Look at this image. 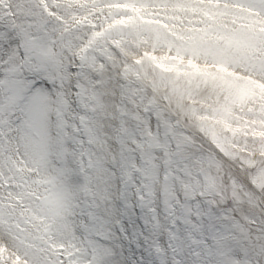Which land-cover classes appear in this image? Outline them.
<instances>
[{
  "label": "rangeland",
  "instance_id": "1",
  "mask_svg": "<svg viewBox=\"0 0 264 264\" xmlns=\"http://www.w3.org/2000/svg\"><path fill=\"white\" fill-rule=\"evenodd\" d=\"M12 10L14 11V18L10 19L8 14L3 10L5 0H1V8H0V17L2 19H7L8 23L5 24V34L3 35L4 41L3 44L0 46V65L4 66V62L7 59V55H3L2 48L4 51H15L16 49V42L20 36L14 38L11 34L12 29L17 30V26H14L13 21L20 22L23 20L19 18L16 10H15V2L14 0H6ZM27 2L30 0H26ZM40 0H38L39 2ZM50 8L53 5H63L68 7L70 10L66 12L65 16H68L71 13V8L76 7L77 10L80 12L79 14H75L76 16L82 17L85 14H90V9L85 8L83 11L81 8L78 7L77 4L81 2V0H44ZM97 0L91 1L90 4L96 2ZM218 1H228L232 3H241L242 5H247L251 8L257 9L261 11L264 15V0H218ZM132 2L133 5L128 7L132 9H138L141 13H144L143 7H141L137 0H129ZM137 2V3H136ZM84 3L87 4L86 6L90 5L84 0ZM31 6V3H28ZM65 4V5H64ZM167 5L171 6V2H147L145 3L146 8L151 5ZM34 7V11L38 12V14H34L31 11V15L24 17L30 23L35 22V20L39 23L43 17L41 12L40 4L32 5ZM186 4L185 2H178L173 7V14L179 15L182 17L180 22H177L172 16H157V18H162L163 20L167 21L168 23L179 27V26H191L193 29L194 27H198V29L202 30L201 33H196L195 29L192 32L185 33V34H176V38L172 39L171 35L176 32L173 31L172 34H168L166 31L164 32V37L157 39V45L155 44L154 39H150V43H146V46L149 47L151 50H155L158 52L165 51L164 49L171 48L169 50L172 54H177L180 56H186L195 60H199L201 62H217L228 66L230 68L243 71L251 76H256L262 80H264V35H260L257 33V30L260 27L264 28V24H261L260 21L255 19L254 21L249 20L246 16H237L236 14H229L227 12H222L219 9L210 8V9H202L196 8L193 6L192 8H188L191 10V14L188 15L186 13ZM57 14L60 12L56 11ZM74 14V13H72ZM38 15V16H36ZM132 16V15H130ZM153 16V15H152ZM146 17V16H145ZM210 18V19H207ZM221 19L223 23L225 22L224 26L228 30H217V19ZM60 19V18H59ZM207 19V21H206ZM56 27L53 29H49V23L44 25L41 29L40 26H32L33 29H29L30 26L25 30L26 33L32 34L35 38L41 37L46 38L49 37L47 47L49 46V53L53 51V44L54 40L57 41L54 37L55 34L58 35L60 32L59 30L65 24H69V20L67 18L62 19L61 23L59 20H56ZM245 23L248 24L247 27L241 28L240 24ZM137 24V23H136ZM205 24V27H204ZM234 24V25H233ZM84 27H89L90 22L88 24H83ZM46 28V29H45ZM258 28V29H257ZM47 30V35H43L42 30ZM83 29V28H82ZM208 29V32L205 30ZM246 32L247 34H241V36L237 40H231L228 34L236 33V32ZM81 34V29L79 30ZM179 35V36H178ZM81 36V35H80ZM10 41L8 42V38ZM79 37V36H77ZM146 38V37H145ZM171 38V39H169ZM11 39H13L11 41ZM27 41L28 38L24 37ZM69 39H76L69 38ZM141 39V38H140ZM139 39V40H140ZM137 40V41H139ZM203 43H210L212 40L219 41L222 44V53L221 56L217 48L215 47H208L206 48L207 53H205V46H199L197 43L202 41ZM130 41V39H129ZM187 41L189 44L185 43ZM133 42V44H138V42ZM144 42V41H141ZM139 42V43H141ZM69 44V42H68ZM187 44V45H185ZM132 54H137V51L133 50V47H128ZM166 54V53H165ZM229 56V57H226ZM18 57L15 59V68L18 70L19 73V60ZM30 57V56H29ZM252 57L255 61L250 60ZM232 58V59H231ZM64 57L61 59L62 64L65 63ZM68 60V59H67ZM219 60V61H217ZM4 61V62H3ZM163 63L162 69L160 70L163 74V77L170 76V78L176 80L180 79L183 80L186 85H182L181 92L179 93L176 89L173 88L171 90L170 85L164 82L163 79L158 81L156 86L150 87L155 92H158L160 87L166 88V93L164 96H160L162 100L158 99L157 102V112L161 113L162 115V122L164 123V135L173 134L171 121L168 118V114H181L182 116V123H183V130L178 133L179 140L182 143V148H191L195 145V151L198 157L196 160L188 161L183 158V162L181 163V169L184 171L185 177L184 182L185 186L189 193V199L192 205L198 206L197 201H195V194L199 189V182L198 177L201 173L196 174V171L201 169L203 165V160L206 154L211 159L213 171H211L208 176V190L211 189V200L221 202L218 203L217 209L215 211L212 210L214 215V224L216 227V237L221 239V252L224 256V264H237L236 263V254L238 250H246L247 252V263L246 264H264V229H256L252 227L251 221H255L258 219V213L260 209L257 207V203H261V208L264 207V161L255 160L253 157H249L245 154L242 155L241 152L236 151L235 148H239L242 152L244 150L250 151L254 153V151H264V107H256L255 101L259 99H264V92H261L260 89H256L250 85L241 83L234 78H222L220 76H213L206 72H202L199 70L194 71H187L185 68L181 69L175 64H168L164 61H159ZM158 62V63H159ZM151 63L148 62L147 65L149 66ZM2 71V70H1ZM42 69H35L34 77L28 79V82L23 90V93L28 91L29 86L33 83V79L37 76V74L42 73ZM48 73L46 74L49 77H53L51 74V68L47 66ZM146 79V78H145ZM185 79V80H184ZM195 79H199L202 81H197ZM205 81V82H203ZM85 82V81H84ZM86 83V82H85ZM196 83L202 84H212L216 87L215 91L210 92V94H197L195 92L189 93L187 90L192 89ZM91 84V83H90ZM67 86H68V78H67ZM92 88V84H91ZM86 90V89H85ZM90 90V87H89ZM205 91H209L205 89ZM181 94V95H179ZM165 100V101H163ZM195 101L197 103L196 107L190 108L187 105V102ZM93 101V100H92ZM92 101L89 99H85L84 108L86 114L92 113L95 115V110L92 108ZM6 102V95L4 89L0 86V113L3 111V114L6 112L1 110L2 104ZM264 103V101H263ZM15 104L14 101H11L10 106ZM21 104V103H20ZM254 104V105H253ZM255 106V109L251 114L245 115V117H239L237 115L236 106L240 108H244L246 106ZM143 105H141L142 107ZM207 109V110H206ZM143 110V107L139 109ZM24 111L23 105L16 106L11 113V118L9 120L10 124V132L15 135V142L21 137H24L25 131L22 130L20 126V120L17 118L19 114ZM139 116V114H138ZM141 117V115H140ZM2 115V119H3ZM94 118V117H93ZM91 120L87 121H92ZM175 118V117H174ZM1 119V122H2ZM96 119H99V116L95 117V119L91 122L94 123ZM145 121L141 122L142 125L148 124L149 132H150V119L145 118ZM6 122V121H5ZM4 122V123H5ZM3 123V124H4ZM26 127V126H25ZM0 128L2 126L0 125ZM143 130L146 128L140 127ZM87 135L88 139L91 141L94 140V148H91L92 159L89 156L88 166L90 168L89 175L91 177V195L97 190L98 183L100 181V171L98 168L99 162H103V168L108 169L106 167V160L109 157V150L108 152H104L102 146L98 144V140H102L100 135V128L96 131L90 130L88 127ZM149 132H145L149 133ZM144 133V132H143ZM91 137V139H90ZM3 138V136L1 137ZM104 139V138H103ZM156 140V146L151 147V149L146 150V156L149 159V166L156 171L154 176H152V181L154 182L153 187L151 189L150 198L147 201L148 208L151 206H156V185L158 179V171H159V164L157 159L159 158L158 148L161 146L158 137L154 138ZM109 144V142H108ZM109 147V145H107ZM107 147V148H108ZM187 153L183 157H187ZM247 156V157H246ZM48 158V156H47ZM235 167H238L240 171L243 173L245 172L246 168H249L253 175L246 173L245 178L250 182L251 188L253 190L259 188L260 192L262 193V199L257 197L254 199L253 197L245 198L240 193L239 183L238 180L244 177L243 175H239L240 178H236L237 174L229 173L230 170H235ZM227 169L229 171H227ZM248 169V170H249ZM101 170V168H100ZM35 171V170H34ZM37 174H40V170L36 169L35 171ZM228 172V173H227ZM234 172V171H233ZM237 172V171H235ZM227 174V175H226ZM239 174V173H238ZM37 176V175H36ZM40 176V175H39ZM37 176V177H39ZM243 176V177H242ZM176 177L175 174H172L171 178ZM221 177H223L222 181L224 184L221 186L219 183ZM113 179V177H112ZM237 180V181H236ZM196 184L198 186L196 187ZM39 192L36 193V198H39V204H35L37 206H32L31 210H39L38 220L36 224L41 225L43 228L42 230H37L35 227L33 230L30 228V222L26 219L25 223H20L19 219L16 222V225L12 223V219L6 222L4 219H0V236L7 241V247H3L0 244V264H89V257L88 251L81 252L79 248L80 240L76 237V241H72L69 239L67 242L58 240L59 226L63 223L67 222L61 230H65L69 237L72 234V226L69 219L70 213V205L69 201L65 200L64 204L61 209L57 207V186L56 184L49 178L45 180V185L42 186ZM250 187V185H249ZM225 188H227L225 190ZM224 189V190H223ZM110 195H114L113 190L108 192ZM169 195L171 196L170 201L172 202L173 199H177L175 196V191L173 188V184L169 186ZM219 195L223 198V201L218 199L216 196ZM51 198H53V206L50 207L46 205ZM256 198V196H255ZM47 200L46 204L43 202ZM102 199V197H100ZM106 200V199H105ZM113 203V198L110 200ZM65 205V206H64ZM93 209L98 206L97 198L96 202H94V198L92 199ZM197 206H195L194 211L196 210ZM209 207L205 208L208 211ZM90 208V212L96 217V212ZM262 210V209H261ZM157 212V209H151L149 212L153 216V212ZM230 212L233 214V221L231 224H226V219L228 220ZM264 212V208H263ZM175 212H172L170 216H174ZM231 217V215H230ZM151 218V217H150ZM116 217L110 219L109 229L116 236L113 229V223ZM261 222H264V215L261 217ZM58 223V226L55 224ZM100 224V223H99ZM161 224V223H160ZM158 224L154 225V229L156 227L159 229ZM162 225V224H161ZM224 225L226 227V231H220V226ZM164 226V225H162ZM169 226V225H167ZM99 227V226H98ZM104 227V228H103ZM100 227L99 230L101 232L95 231V233H102L109 237L110 233L109 230L106 229L105 226ZM197 231V237L195 236L194 240L200 243V247H198L193 257L198 258V260L202 257L203 247L206 243L203 242L201 239V235H203L200 226H193ZM264 228V227H263ZM26 229H31V231L37 235H39L36 240H32L31 238L27 237L24 232ZM155 236L154 239L157 241L160 240L159 235L160 232ZM170 229V227H169ZM172 232V231H171ZM63 238L65 237L62 234ZM73 237V234H72ZM77 243V244H76ZM229 243V244H226ZM226 244V245H225ZM118 240L117 236L113 238L110 242L108 247H100L98 246V253H101L102 250H109L111 254H115L118 257L120 263L123 261V254L118 253L116 248L118 247ZM179 250V249H178ZM180 251V255H178L179 260L183 259V254ZM225 253V254H224ZM61 255H68L70 258H66L65 261L61 257ZM76 256V257H75ZM255 257L257 262L253 263L252 258ZM126 260H124V264ZM96 264H103L102 262L97 261ZM184 264V263H183Z\"/></svg>",
  "mask_w": 264,
  "mask_h": 264
},
{
  "label": "bare ground",
  "instance_id": "2",
  "mask_svg": "<svg viewBox=\"0 0 264 264\" xmlns=\"http://www.w3.org/2000/svg\"><path fill=\"white\" fill-rule=\"evenodd\" d=\"M15 2V10L19 18H22L23 20H20L18 24V31L17 36L26 37L28 38V45H27V51L32 56L33 63L30 62V69L31 71H35V69H42L43 74H45L46 65H52L54 62H59L60 58H56L54 56V52L49 53V46L47 47V44L49 41V37L46 38H35L32 34H28L25 32V30L29 26H40L42 28L44 25L49 23V29H53L56 27V23L54 19H47L45 16L42 17L41 21L39 23L32 22L30 23L26 19L24 20V17L31 15V11L34 14H38V12L34 11V7L32 5L38 4L37 0H30V2L26 0H14ZM28 3H31V6H29ZM173 3V2H172ZM176 5V4H175ZM58 11L60 12V15L65 16L66 12H69L70 10L68 7H65L63 5L55 4L52 6V12ZM56 13V12H55ZM222 13V12H221ZM224 13V12H223ZM43 14V13H42ZM44 15V14H43ZM71 13H69L68 16H70ZM172 15V13H171ZM38 16V15H36ZM62 16V17H63ZM170 16V15H168ZM179 19V18H177ZM251 20V19H250ZM7 22V20L0 18V37L2 35L1 31L5 32V26L2 25V22ZM216 26L220 29L224 28L223 21L219 18L217 19ZM112 26V25H111ZM205 27V25H204ZM111 29H115L111 32L112 35L120 34V32L128 33V37L130 39L131 36L135 35V41H137L138 37L146 36V41L148 42L149 39H154L156 37L163 38L164 32L153 27V26H146L143 27L142 24L138 23V26H132V24L128 23L127 21H124L123 23L119 24L117 28H114L113 26ZM79 33L77 32L75 35H71L70 38L76 39H68V49H71L72 47L76 46V44L80 41ZM43 35H47V30L44 31ZM16 36V34H15ZM126 37V36H121ZM4 52V51H3ZM92 54V55H91ZM91 54H87L86 59L89 63H93V52ZM62 58V57H61ZM5 68L6 70L3 72H0V86L4 89L5 95H6V102L2 104V107L5 109L9 108L10 100H16L18 101V96L21 94L22 89L26 86L28 79L24 76L19 75L16 72L15 68V55L13 57H8L6 59ZM147 61H144V63H141L139 72L142 74H147L148 70L150 69V66L146 65ZM63 78L61 83H63ZM107 78H109L107 76ZM106 78V83L103 84V88L101 91L93 92L91 90L87 91V95H89L87 98L92 99L94 102L92 104L93 109L96 110L97 116H99V119H96L94 123H90V129L93 131H96L100 128V135L99 137L102 140H98V144L103 147L104 152H108V142L110 136L108 134L110 133L111 126L107 125V122L110 120V116L107 115V106L108 103H111L112 100V88L110 86L109 80ZM144 80L141 81L139 86L143 87ZM169 84L171 86V90L180 89V84L178 80L170 79ZM88 87V83H87ZM159 100H162L160 98ZM165 101V100H163ZM9 110V109H8ZM8 110L6 112V119L8 120L10 116L8 115ZM1 122V121H0ZM92 122V121H91ZM111 122V120H110ZM1 131V130H0ZM104 138V139H103ZM19 144L20 148L15 151V143L10 138L8 142L5 140L0 139V158H5L6 156L11 155V159H6L4 162L3 159L0 160V180L1 182H5L6 180L10 179L12 181V184L14 183L15 191L12 192H6L3 191V195L0 191V219H4L6 222H8L10 219H12V223H16L19 219L20 223H25L26 219L30 222V228L33 230L35 227L37 230H42L43 228L41 225L36 224L39 214V210H31L32 206H37L34 203V199L29 196L30 192H27L26 194L23 192L29 191V188H31L28 185L29 181H32L33 184L38 185H45V180H48L49 178L53 181V176L50 174V166L49 162L46 161V151L44 153H41L38 151L33 144H31L27 138L26 132L24 133V137L21 139ZM189 150L188 157L185 158V160H195L197 158V154L195 151V146L191 148H187ZM100 171V181L97 186V190L93 193L94 202H98V206L95 208L97 217H96V225L100 223V226H105L106 229L109 230V232L112 234V232L109 229L110 219L115 217L116 214V207L114 203H111L112 195L108 194V192H111L113 190V181H112V174L108 170L103 168V162H99L97 165ZM20 167V168H19ZM34 167H38L41 169V177L36 178L32 169ZM101 168V170H100ZM13 169H16L17 172H13ZM237 168H235L236 170ZM235 172V171H234ZM2 173L6 174L5 181L1 178ZM148 177L151 178V174L155 173V170H153L150 166H148V169L146 171ZM153 182L149 181V186L147 188L148 196L147 198H150V192L152 189ZM223 185V184H222ZM43 189V187H40ZM1 189V188H0ZM23 189V190H22ZM224 190V189H223ZM12 193V194H11ZM67 192H64L59 186H57V204H59L57 207H59V210L63 205H60V203L64 204V201L66 199ZM19 197L21 199L19 200ZM102 197V199H100ZM106 199V200H105ZM146 199V200H148ZM23 204H21V202ZM53 198L47 203L50 207L53 206ZM65 206V205H64ZM110 207V210H109ZM18 215H21L22 217H18ZM65 224H68L67 222L63 223L59 226V232L58 234V240L62 241L64 239V242H67L69 238V235L67 232L61 228L65 226ZM58 226V223L55 224ZM31 229H26L24 234L31 238L33 241L38 239L37 237L39 235L33 233ZM62 234L65 236L63 238ZM110 234V237H111ZM67 237V238H66ZM72 240V238H71ZM109 246V245H108ZM106 246V247H108ZM103 247V246H101ZM85 250L81 248V252H84ZM76 257V256H75ZM99 262H102L103 264H124L120 263L118 260V257L115 254H111L109 250H102L100 253V256L98 258Z\"/></svg>",
  "mask_w": 264,
  "mask_h": 264
},
{
  "label": "snow or ice",
  "instance_id": "3",
  "mask_svg": "<svg viewBox=\"0 0 264 264\" xmlns=\"http://www.w3.org/2000/svg\"><path fill=\"white\" fill-rule=\"evenodd\" d=\"M55 85L56 82L49 76L43 73L37 74L33 79L32 88L23 97L24 111L17 117L20 120L22 130L26 132L29 142L41 153L49 148L55 150L59 147L56 141L60 140L62 125L55 114L49 111L45 102L52 98ZM78 154H80L79 150L74 148L73 160L80 166L85 162L82 159H75Z\"/></svg>",
  "mask_w": 264,
  "mask_h": 264
}]
</instances>
